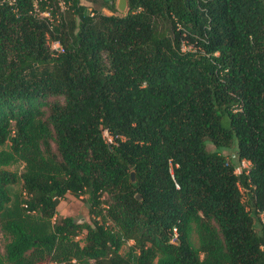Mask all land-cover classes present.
<instances>
[{
	"label": "trees",
	"instance_id": "1",
	"mask_svg": "<svg viewBox=\"0 0 264 264\" xmlns=\"http://www.w3.org/2000/svg\"><path fill=\"white\" fill-rule=\"evenodd\" d=\"M82 1L0 0V264H264V0Z\"/></svg>",
	"mask_w": 264,
	"mask_h": 264
},
{
	"label": "rangeland",
	"instance_id": "2",
	"mask_svg": "<svg viewBox=\"0 0 264 264\" xmlns=\"http://www.w3.org/2000/svg\"><path fill=\"white\" fill-rule=\"evenodd\" d=\"M60 3V0H59ZM63 4V2H61ZM82 3L84 5H86L90 10L93 11H98L107 15H112L113 13L109 10H107L106 8H102L99 5H95V4H91L87 1H82ZM59 5V4H58ZM61 5H59L60 7ZM118 10V9H117ZM128 11V9L126 10V12ZM57 12V21L58 22H62L63 19L67 18V11L66 9H63V7H60L59 10H56ZM126 12H121L118 10V12L116 13L117 15H123ZM45 16L46 15H42ZM52 21H54L53 19H51ZM192 45H189L185 42L183 44V49L184 50H190L192 49ZM51 51L53 53H55V51L51 48ZM106 138L109 139L108 135L105 134ZM55 147V146H54ZM208 149L210 151L215 150V147L212 145H208ZM224 154L226 155V157L228 158L229 162L231 164H233L236 167V173L237 174H241L242 171L244 170L241 162L239 161L238 157H237V152L236 149L233 148L231 150H228L226 152H224ZM10 171H18V172H22L23 171V166L22 165H17V166H11L7 168ZM16 189H21V184L15 187ZM244 199L247 200V204L249 206V208H251V201L249 200V195L248 193H246L244 190ZM63 217H73L77 222L79 223H84V222H88V223H92L91 221V217L89 214V204L87 202V196H74L73 194H67L66 197L64 198V200H62L60 202V205L58 206V215H57V219L63 218ZM257 231L260 232L262 229V225L261 222L259 224V222H257ZM85 235H82L80 237V239H83ZM5 243L6 240L0 236V248L2 250V252H4V247H5Z\"/></svg>",
	"mask_w": 264,
	"mask_h": 264
},
{
	"label": "built area",
	"instance_id": "3",
	"mask_svg": "<svg viewBox=\"0 0 264 264\" xmlns=\"http://www.w3.org/2000/svg\"><path fill=\"white\" fill-rule=\"evenodd\" d=\"M35 2H37V0H35ZM61 2H63V4ZM59 5H61L60 7H63V9H66L65 0H60ZM44 14L46 15V17L49 16V13H43L41 15H44ZM48 44H49L50 48H52L55 51V53H57V54L64 53V51H65L63 46H62V44H61V42L58 41V40L50 41ZM241 164H242L243 168L247 169V170H249V168L251 167V163L249 161H246V160H243L241 162ZM261 225H262V229L264 230V218H263V215L261 216ZM176 238H177V230L175 229L174 230L173 242H175Z\"/></svg>",
	"mask_w": 264,
	"mask_h": 264
},
{
	"label": "water",
	"instance_id": "4",
	"mask_svg": "<svg viewBox=\"0 0 264 264\" xmlns=\"http://www.w3.org/2000/svg\"><path fill=\"white\" fill-rule=\"evenodd\" d=\"M117 9L121 12H126V10L128 9V0H118ZM131 177H132V182L135 183V173H132ZM138 199H140L139 196Z\"/></svg>",
	"mask_w": 264,
	"mask_h": 264
}]
</instances>
